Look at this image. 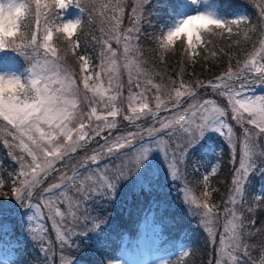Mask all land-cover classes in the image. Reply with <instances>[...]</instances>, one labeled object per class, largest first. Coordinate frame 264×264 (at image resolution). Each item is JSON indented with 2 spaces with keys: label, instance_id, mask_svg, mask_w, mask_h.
<instances>
[{
  "label": "snow or ice",
  "instance_id": "obj_1",
  "mask_svg": "<svg viewBox=\"0 0 264 264\" xmlns=\"http://www.w3.org/2000/svg\"><path fill=\"white\" fill-rule=\"evenodd\" d=\"M154 2L165 10L166 17H158V27L147 20L156 30L145 33V8ZM69 8L87 13V17L68 18ZM216 8L213 0H0V52H15L29 62L23 75L0 71V132L4 133L0 142L12 149L9 154L19 166L11 192L21 207L31 210L28 231L41 243L42 251L48 252L45 220L51 222L61 251L75 243L69 233L81 222L92 224L98 248L102 249L103 233L99 229L103 221L91 216L89 204L97 198H116L124 182L148 188L147 178L155 175L161 153L168 166L167 175L178 179L180 165L209 133L226 136L233 153H238L239 166L232 181L235 195L230 202L235 204L237 196L242 204L245 202L247 180L257 171L264 175V167L257 165V160L264 161V144L260 143L264 138V96H241L250 76L264 84V26L257 34L247 17L226 19ZM126 10L130 11L127 27ZM260 15L264 17V5L260 6ZM28 17H32L33 25L26 23ZM97 19L102 33L96 38L101 47L96 66L99 71L90 70L91 58L76 51L81 48L79 34L84 24ZM5 24L7 33L2 30ZM242 24L245 29H241ZM68 25L74 26L70 34L65 31ZM250 33L257 38L252 40ZM57 34L65 42L63 50L54 43ZM225 34L229 38L234 35L232 43L237 46L241 36L245 43L252 41L242 58L235 60V67L229 57L222 73L207 81L170 80L166 91L154 82L144 59L142 38L153 43L150 51L160 60L179 42L184 57L192 61L200 55L199 48L209 51L206 45L212 41L207 37ZM113 41L117 48H113ZM69 52L79 62L78 72L67 64ZM211 56H217V51L213 49ZM121 68L127 74L129 90L126 111L118 103L125 86ZM102 77H107V87ZM133 88L139 91L133 92ZM152 89L154 108L147 95ZM202 90H211L226 104L203 98ZM162 111L169 115L161 117ZM229 116L239 135L227 122ZM148 117L154 121L153 126L140 130L136 121ZM118 118L138 130L116 132ZM144 136L151 139L144 142ZM113 158L120 162L101 167L102 160ZM203 181L207 186V175ZM3 184L0 179V187ZM209 197L205 191L203 200H199L189 190L185 203L200 209L201 224L210 242H217L214 226L219 216ZM255 223L246 219L241 209H229L214 264H241V256H250L248 239L254 233L249 229Z\"/></svg>",
  "mask_w": 264,
  "mask_h": 264
},
{
  "label": "trees",
  "instance_id": "obj_2",
  "mask_svg": "<svg viewBox=\"0 0 264 264\" xmlns=\"http://www.w3.org/2000/svg\"><path fill=\"white\" fill-rule=\"evenodd\" d=\"M221 3L224 10L228 11L224 15L227 19H230L237 10L246 9L248 12L247 22L257 28V34L260 28L264 26V17L260 15V6L264 5V0H221ZM84 14L86 18L87 13ZM129 15L130 11L126 10L125 27L129 25ZM158 17L165 18L166 12L163 8L157 7L155 2L145 8V20L142 23L145 33H152L156 30V27L161 22ZM29 18H27L26 23L33 25L32 17ZM147 20H151L156 27H150ZM241 29H245V24L241 25ZM257 34L250 33L252 40L257 38ZM101 36L98 19L97 22L85 23L83 31L79 34L81 48L76 50L77 55L78 53L79 55H87L96 62L100 51V44L96 38ZM207 39L212 41L211 45H206L209 51L204 52L203 47L199 48L198 52H200V55L192 61L184 57L179 42L175 50L167 54L164 60H160L155 52L150 51V49L154 48L151 41L142 38L140 43L143 46L147 67L153 73V77L168 86L170 80L194 81L199 79L207 81L226 70L229 64V57H231L232 65L235 67V60L242 58L245 49L250 48L252 42L250 40L245 43L241 36V44L237 46L232 43L236 37L233 35L229 38L227 34L224 37H207ZM59 44L60 47H66L65 42L60 38ZM230 44L232 45L231 47H229ZM213 49L217 51V56L215 57L211 56ZM220 49H223V52ZM67 56L71 66L76 71H79L77 59L71 52ZM205 56L207 59L204 58ZM3 138L4 133L0 132V141ZM214 140L217 144H221L223 149L219 157L220 165L216 172L210 176L208 192L210 193V202L216 206L215 211L220 213L232 184L236 164L232 160L231 151L225 145L224 139L221 136H214ZM261 144H264V142L261 141ZM11 151L12 149L0 142L2 160L5 159L2 153L6 154ZM10 157L12 156L10 155ZM110 162L114 163L115 158L110 160ZM260 163L261 167H264V161H260ZM191 165L192 162L186 169V174L188 178L190 177V182L188 181V183L195 191L197 198L203 200V194L200 193L202 190H199L202 185L198 186L195 176H190L193 175L194 171ZM8 172L3 171L5 178L3 180L4 189L0 188V191L9 196L12 194L11 183L13 179ZM158 179L151 181L148 188L140 187L135 189L132 186L126 191L122 187L118 191L116 198L95 203L93 206V217H99L103 221L99 229V232L103 233L104 247L102 249L98 248L97 245V231L93 229L92 224L84 223L75 228L78 230L76 233H81V235H74L71 238L75 243L70 247L65 246L64 250L61 251V247L55 240L56 242H52L47 247L48 252L45 253L41 250L38 241H34L33 247L29 246L27 251L20 253V262L22 264H68L70 261H75L76 264H109L111 258L118 255L122 249L125 232L136 235L138 220L153 211L154 214H157V220L165 227V231L170 233L168 238L173 239L183 233L184 235L181 238L191 243L189 254L182 259H178L176 264H214L217 258L216 242H210L207 232L201 224L200 211L191 210L189 204L185 203L181 191L176 189L174 185L163 182L160 178ZM261 184H264V175L257 171L247 180L244 192L245 202L242 204L239 200L238 208L241 209L244 217L256 222L249 229V231L254 233L248 239V243L252 245L249 248L250 256H241V264H264V253L261 252V245L264 244V198L261 197H264V192L261 196L256 195L257 188ZM249 207L251 211H249ZM25 212L15 213L14 216H11L12 212L9 216L4 213L5 215L0 216V221H9L14 227V239L24 240L26 237L27 232L20 229V225L26 218ZM258 230H260L259 234H255ZM1 235L0 238L2 237ZM76 245H79V248Z\"/></svg>",
  "mask_w": 264,
  "mask_h": 264
},
{
  "label": "rangeland",
  "instance_id": "obj_3",
  "mask_svg": "<svg viewBox=\"0 0 264 264\" xmlns=\"http://www.w3.org/2000/svg\"><path fill=\"white\" fill-rule=\"evenodd\" d=\"M220 1L221 0H213V2L217 5L216 10H217L218 14L225 18L224 15L227 14L228 11L224 10L222 3ZM66 15L68 18H74V17L79 16V15L84 17V13H80L79 10L76 8H69L66 11ZM239 15H243V16L247 17V19H248V12L246 11V9L237 10L233 14L232 18H236ZM56 36H59V34L54 36V43L58 48L63 50L64 47H60V44H59L60 36L57 38H56ZM112 46H113V48L118 47L114 41L112 42ZM100 50H101V47H100ZM61 54H63V51L61 52ZM78 55H79V53H78ZM66 59H67V64L71 66V63L68 62V56ZM99 63H100L99 56H98V60L96 62L91 60L90 70L99 71V68L96 67ZM28 67H29V62L25 59L24 56H20L17 53L11 52V51L0 52V71L11 70V71H14L18 75H23L25 72V69H27ZM121 74H122L121 79L124 82L125 86L123 88V97H121L118 100V103H119V106L124 108L126 111L127 110V103H128L127 102V96H128L129 90L127 87V74L123 70V68H121ZM102 79L104 80L105 87H107V77H102ZM153 80H154V82L161 84L165 91L167 90V85L162 84L156 77H153ZM249 81H250V83H248L245 86V88L242 89L241 96L242 97L264 96V84H260L258 81L254 80L251 76L249 77ZM81 88H82V85H81ZM132 91L136 92L139 90L133 88ZM154 93H155V89H152L151 92L147 93V95L149 96L150 107H153V108L155 107V101L152 99V96ZM201 95L203 98H209V99L215 100L221 106L226 104V100L217 96L211 90H202ZM136 103H139V100ZM168 115H169L168 112L162 111L160 113L161 117L168 116ZM226 120L228 123L233 125L234 131H236L237 135H239V129L235 125V122L230 119V116L226 117ZM118 122H119V128L117 130H115L116 132L137 131L138 130L135 126L129 125L127 121H120L118 118ZM136 124L140 125L141 126L140 130H142L144 128H148V127L153 126L154 121L152 120L151 117H148L146 119L136 121ZM155 126L158 127V124ZM214 136H221V135H219L217 133H209L206 135L205 139H203L202 141H200L198 143L196 150H198V146L202 147V149L199 150V152H198L199 155L201 156L199 161L197 160V158H195L193 151H191L189 153V156H188V159H192V161L194 162V164H192L195 167L194 172H196L198 175L201 176V178L199 179L197 177V175H195V173H194L197 185L198 186L202 185L201 187H199V190L200 191L202 190V192H200L202 194L205 191L208 192V184H209L210 175L214 173L212 171L213 169H215V170L217 169V167L219 165V155L222 152L223 146H221L220 144H217L215 142V140L213 138ZM221 137L224 139L225 145H227L229 147L231 154H232V159H234V162L237 163V167H238L239 166L238 153L237 154L233 153L231 146L229 145V143L227 141L226 136H221ZM150 139L151 138L148 136L143 137L144 142H147ZM261 141L264 142V138H262L260 140V143H261ZM101 143H102V141H101ZM93 147H95V145H93ZM201 152L204 155H201ZM2 156H5V159L2 160L1 155H0V167L2 166L1 170H0V179H2V180L5 179L3 171H9L8 174H10L12 176V179L14 180L16 178V173L19 170V166H18L17 162L14 161L12 159V157H10L9 153H6V154L2 153ZM119 162L120 161L115 158L114 163L118 164ZM114 163H111L110 160H102L101 161V167H103L105 164L111 166ZM196 164H198V167L196 166ZM257 165H258V167H261L260 160H257ZM186 169H187L186 163L180 165L179 173H178L179 178L175 179V180L172 179L171 176L167 175L168 166H167V163L164 161L163 154L161 153V154H159L158 166L156 168L155 175H150L147 178V182L149 184L151 181H153V180L156 181V180H159L158 178H160L163 182L170 183L171 185H174V187L176 189L181 190L184 199H185V193L189 190H190L191 195L195 196L197 198L196 193L192 190V187L188 183V178H186ZM205 175L208 176L207 186H205L204 181H203V177ZM13 180H12V182H13ZM132 186L135 189L140 188V186L136 182H132V183L124 182L123 185L121 186V189L123 187L124 189H126V191H128L130 189V187H132ZM0 188L4 189L3 187H0ZM234 189H235V185L232 183L231 187L228 191L227 199L222 206V211H221L222 215L220 213H218V216H220V217H219L218 223L214 226L215 231L217 233L216 255H217V250L220 248V245L218 243L219 237L224 235L223 226H224L225 221H226L228 210L238 208V204H239V200H240V198L238 196L236 197V203L235 204H232L230 202L231 198L235 195ZM263 192H264V185H259L256 193L261 194ZM0 193H3V191H0ZM0 199H1L0 201H2L0 203V213L3 215H5L4 213H6V215L9 216L10 213L12 212L13 214H11V216H14L15 213H18V212L21 213V211L23 209L26 211L25 212L26 221L21 225L20 228L23 230L26 229L28 231L29 225H28V221H27V216L32 214L31 210H29L26 207H21L19 202H17L15 200V198L12 194L9 196L6 195V197H4L3 194H0ZM197 199H199V198H197ZM101 200H104V199L97 198L96 200L92 201L89 204L88 207L90 209V214L92 217H93V206L95 205V203H97ZM199 200H201V199H199ZM36 202H37V200H33V203H36ZM189 206H190L191 210L200 211V209L195 208V206H193V205L189 204ZM2 217H4V216H2ZM82 224H84V223L81 222L73 228V232L69 233L70 239L74 236L73 233L78 232V230L75 228L79 227ZM45 226L48 228V232H47V235L45 237V246L48 247L49 245L52 244V242L53 243L56 242L55 241L56 240L55 239V231H54L53 226H52L50 221L45 220ZM69 227H72V225H69ZM143 228H144V234L140 238L141 240H139V243H138L139 246L136 248V251L133 253H128L127 251L120 250L118 255L111 258V261L113 264H117V261H124L125 264H162V262H163V264H171L173 261H176L179 258H183L188 254L189 249H190V245L186 242L180 243V253L175 257L162 256L161 254H159V250H158L159 245L163 241L166 240L165 239L166 235H168L170 233H167L165 231L166 229L162 226V223H160L159 221H157L155 219L152 212L148 213L147 218L143 223ZM13 229H14V227L11 225V223L9 221H0V235L2 234L1 235L2 237L0 238V264H8V262H10V264H21L20 260H19V254L23 253L24 251H27L29 249V246L33 247L35 244L34 241H36V240L32 239L31 234L28 231V235L25 238V244H27L26 248H24V246L22 245V247L20 249H17L19 247L20 242H22V241L14 239ZM29 236H30V238H29ZM48 240H51V244L47 243ZM38 243L41 246V243L39 241H38ZM124 245H125V243H124ZM146 253H148V254H146ZM229 264H231L230 261H229Z\"/></svg>",
  "mask_w": 264,
  "mask_h": 264
},
{
  "label": "clouds",
  "instance_id": "obj_4",
  "mask_svg": "<svg viewBox=\"0 0 264 264\" xmlns=\"http://www.w3.org/2000/svg\"><path fill=\"white\" fill-rule=\"evenodd\" d=\"M2 30H3L4 33H7V32L9 31V27H8V25L5 24V25L3 26V28H2ZM65 31H66L67 33H69V34L72 33V32L74 31V26H73V25H68V26L65 28ZM60 39L63 40V37L60 36Z\"/></svg>",
  "mask_w": 264,
  "mask_h": 264
}]
</instances>
